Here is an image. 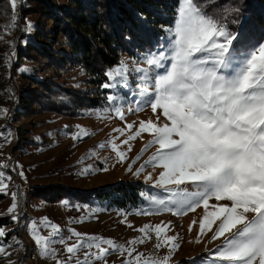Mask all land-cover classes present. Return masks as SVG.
<instances>
[{
	"label": "rangeland",
	"instance_id": "1",
	"mask_svg": "<svg viewBox=\"0 0 264 264\" xmlns=\"http://www.w3.org/2000/svg\"><path fill=\"white\" fill-rule=\"evenodd\" d=\"M24 1L17 0L13 9L11 0H0V171L5 173L4 183L7 185L6 191L0 192V220L8 222L2 227L6 234L0 237V247L5 249L0 253V264H57V261L77 264L78 260L85 259L89 264H123L139 253H143L145 258L162 259L168 252L167 247L157 249L155 233L150 230V238L144 237L138 229L146 224L154 226L169 221L171 230L167 234H179L177 243L180 245L172 254L170 264H226L214 256L223 238L213 240V233L208 232L197 242L199 220L204 213L202 206L194 212L175 215L149 199L151 196L166 199L173 195L171 191L156 186L155 180L162 170L159 167L145 165L140 173L136 172L155 152V145L140 152L152 138L151 135L142 133L141 137L128 145L121 143L139 127V121L156 119L149 106L142 107L140 111H128L129 107L135 109L137 102L142 100L139 87L142 73L132 69L135 66L150 68L145 56L121 55L119 64L112 69L118 67L121 61L128 64L127 86L119 82V77L115 80L109 78L116 87L103 93L104 101L100 107L63 114L57 109V104H67L65 95L79 90L89 95L90 86L85 83L84 71L78 66L66 64V58L63 59L61 55L59 57L63 60L58 62L49 59L50 52L45 53V57L24 48L27 46V34L34 32V26L42 24L44 30L51 24L47 18L41 19L31 10H25L30 6V0L25 1L22 9ZM59 36L56 34L53 38L56 53L64 49L58 41ZM149 74L154 76L156 72L150 69ZM53 90L56 109L43 105ZM109 95H115L118 99L109 101ZM39 102H43L42 105ZM116 107L124 111V119L116 114ZM127 124H134L135 127L127 129ZM81 129L90 134L74 139V134ZM116 129L125 130L121 134ZM111 142L126 152L125 160L117 158ZM137 155L139 159H136ZM21 172L23 175H20ZM149 174L151 180L146 179ZM118 182H140L149 186L144 192L142 204L129 211L107 210L101 204L64 199L47 201L32 193L42 192L47 196L48 191L45 190L56 187L91 191ZM187 187L189 191L195 190L194 185ZM13 192L17 193L18 207L15 213H9L7 210L13 203ZM215 202L214 199L210 201ZM12 215L18 219L14 221ZM44 218L58 226L60 232L56 236L50 237L52 228L44 225ZM193 220L196 224L189 231ZM33 223L41 236L50 237V248L55 250L54 255H41L40 246L33 236ZM73 230L103 238L100 246L108 248L109 252L101 259H95L92 254L99 252L95 247L96 242L84 237V243L77 252L67 253V246L82 239ZM141 238L144 243H129ZM107 240L123 245L124 250H113L104 242ZM132 248L136 251L130 255ZM85 253L89 254L87 258Z\"/></svg>",
	"mask_w": 264,
	"mask_h": 264
},
{
	"label": "snow or ice",
	"instance_id": "2",
	"mask_svg": "<svg viewBox=\"0 0 264 264\" xmlns=\"http://www.w3.org/2000/svg\"><path fill=\"white\" fill-rule=\"evenodd\" d=\"M11 5L15 9L17 0H11ZM14 22L15 17L13 25ZM165 31L171 37L167 47L144 58L150 68L132 69L142 73L139 77L142 100L128 111L149 106L156 119L139 121V127L121 143L128 145L142 133L151 135L140 152L153 145L157 146L155 152L136 172L140 173L145 165L159 167L162 170L155 184L173 195L149 199L175 215L194 212L202 206L204 213L199 220L197 242L208 232L213 233V240L223 238L214 253L217 259L226 264H264V41L248 47L238 46L239 33L231 30L226 17L209 13L200 0H179L174 25ZM166 63L170 66L165 71L154 76L149 74L150 69H165ZM128 74L129 67L124 61L107 73L110 80L119 77L125 86ZM103 87L115 88L116 84L105 83ZM107 99L115 101L118 97L109 95ZM115 112L124 119L120 107ZM134 127V124L126 125L127 129ZM124 130L115 131L123 134ZM89 134L81 129L73 138ZM111 147L120 161L126 159V152L118 144L111 142ZM139 158L137 155L136 159ZM4 179L5 173L0 171V192L7 189ZM146 179L151 180L152 176L149 174ZM188 185H194L195 190L189 191ZM16 198L17 193L13 192L9 213L16 212ZM213 199L216 202L210 203ZM12 219L15 221L18 217L12 215ZM43 223L52 228L50 237L60 232L47 218ZM195 224L193 220L189 231ZM32 230L41 255H54L50 237L41 236L35 223ZM150 230L158 240L155 247H167V254L161 259L145 258L139 253L123 264H170L172 254L180 246L179 234H167L171 230L170 221L154 226L146 224L138 229L149 238ZM73 232L82 239L67 246V253L77 252L84 237L96 242L99 252L92 254L95 259L109 252L100 246L103 238ZM5 234L0 228V237ZM104 242L113 250H124L123 245L111 240ZM137 242L144 243V239L129 243ZM135 251L132 248L129 254ZM3 252L5 249L0 247V253ZM88 255L85 253L86 258ZM57 264H67V261H57ZM77 264L89 262L78 260Z\"/></svg>",
	"mask_w": 264,
	"mask_h": 264
},
{
	"label": "trees",
	"instance_id": "3",
	"mask_svg": "<svg viewBox=\"0 0 264 264\" xmlns=\"http://www.w3.org/2000/svg\"><path fill=\"white\" fill-rule=\"evenodd\" d=\"M200 3L209 13L226 17L231 30L239 33L238 46L264 41V0H200ZM178 5L179 0H30L25 10H31L41 19L47 18L51 24L44 30L42 24L34 26V32L27 34L24 48L45 57L50 52L49 59L58 62L66 58V64L84 71L90 94L81 90L66 94L67 104H57L61 113L98 108L103 104V93L108 90L103 85L110 83L107 73L119 64L122 54L146 56L167 47L171 37L165 30L174 25ZM56 34H60L58 41L64 48L57 53L53 50ZM169 65L166 63L165 68ZM54 91L47 95L44 106L55 107ZM148 188L140 182H118L91 191L56 187L47 188V196L42 192L32 193L47 201L76 200L101 204L107 210L129 211L142 204ZM7 223L0 220V228Z\"/></svg>",
	"mask_w": 264,
	"mask_h": 264
}]
</instances>
